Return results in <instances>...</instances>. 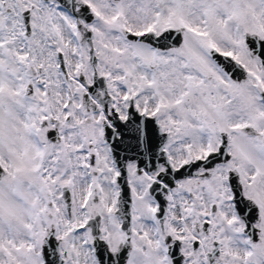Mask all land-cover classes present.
Masks as SVG:
<instances>
[{
	"label": "snow or ice",
	"instance_id": "6c2138e0",
	"mask_svg": "<svg viewBox=\"0 0 264 264\" xmlns=\"http://www.w3.org/2000/svg\"><path fill=\"white\" fill-rule=\"evenodd\" d=\"M0 264H264V0H0Z\"/></svg>",
	"mask_w": 264,
	"mask_h": 264
}]
</instances>
